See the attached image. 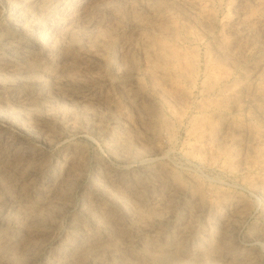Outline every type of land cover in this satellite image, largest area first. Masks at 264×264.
Listing matches in <instances>:
<instances>
[{
	"label": "rangeland",
	"instance_id": "1",
	"mask_svg": "<svg viewBox=\"0 0 264 264\" xmlns=\"http://www.w3.org/2000/svg\"><path fill=\"white\" fill-rule=\"evenodd\" d=\"M185 1L0 0V264H264V0Z\"/></svg>",
	"mask_w": 264,
	"mask_h": 264
},
{
	"label": "bare ground",
	"instance_id": "2",
	"mask_svg": "<svg viewBox=\"0 0 264 264\" xmlns=\"http://www.w3.org/2000/svg\"><path fill=\"white\" fill-rule=\"evenodd\" d=\"M202 3H203L202 0H186L184 2V4L188 8V14H187L188 18L192 19V18L200 16L199 15L201 13L200 10L203 6ZM211 16L212 15H209L208 12H205V14H203L201 16V18H209ZM169 31H170L169 33H171V34L172 33L174 34L177 32L176 27H174V26H170ZM219 50L216 49V51H217L216 55H222ZM241 90H242V87L230 88L229 89L230 97L235 99L238 96L239 92H241ZM263 98H264V90L255 88L252 97H250L248 100H254V99L255 100H262Z\"/></svg>",
	"mask_w": 264,
	"mask_h": 264
}]
</instances>
